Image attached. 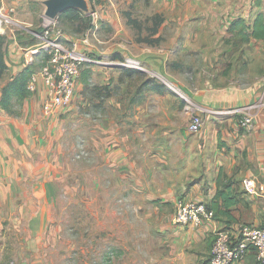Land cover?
<instances>
[{"label":"rangeland","instance_id":"374dc122","mask_svg":"<svg viewBox=\"0 0 264 264\" xmlns=\"http://www.w3.org/2000/svg\"><path fill=\"white\" fill-rule=\"evenodd\" d=\"M3 1L17 6L13 16L18 22L11 27L29 35L19 42L25 46L40 42L25 27L41 32L51 21L44 16L43 4L37 0L0 3ZM89 3L91 11L98 14L96 18L91 12L76 20L61 14L56 18L77 44V51L90 62L82 68L72 103L60 109L56 141H50L52 154L43 166L38 165L41 176L28 179V193L18 194V204L27 207V223L18 215L16 225L6 221L0 229V264H123L127 246H139L144 259L149 260L160 238L170 230L164 225L166 218L175 211L172 200L162 199L170 198L173 194L168 193L173 190L178 197L186 193L177 185L179 180L173 179L166 187L167 179H160L164 191H158L154 199L147 194L143 199L133 177L140 167L136 162L124 164L122 156L115 159L117 147L131 151L128 141H173L170 125L197 114L213 123L238 119L236 114L203 104L196 95L209 87L264 83L218 82L221 77L216 73L226 68L224 63L228 69L234 68L243 63V54L254 56L251 62L258 63L264 40L242 43L231 35L227 41L234 45L229 50L217 49L219 44L209 50H189L180 37L185 38L187 26L207 29L203 25L207 19L187 17L193 8L186 3ZM202 9L199 5L197 12ZM67 47L72 48V43ZM35 59L33 67L39 71L48 59L47 52ZM131 69L138 73L129 74ZM5 79H0V89ZM146 80L152 81L149 86ZM154 84L163 85L165 92L156 94L151 89ZM23 106V101L15 100L14 112L8 114L21 117ZM148 165L164 168L158 162ZM30 212L33 220H29Z\"/></svg>","mask_w":264,"mask_h":264},{"label":"crops","instance_id":"0c3cea01","mask_svg":"<svg viewBox=\"0 0 264 264\" xmlns=\"http://www.w3.org/2000/svg\"><path fill=\"white\" fill-rule=\"evenodd\" d=\"M170 1L186 3L193 8L188 10L191 13L186 14L187 17L202 16L207 19L206 23H203L207 25V29L199 31L195 25L187 26L184 31L185 38L180 37L189 50H209L214 44L220 45L217 49L228 48L229 50L231 45H234L227 41L233 35L231 31L233 21L242 18L251 25L259 14L264 15V0ZM199 5L203 9L197 12ZM0 32L3 33L1 30ZM4 34L8 37L6 53L9 73L1 84V88L24 67L33 66L36 62L35 58L39 56V53L29 50L35 45L34 43L25 46L19 42L25 36H29L26 33V35L24 32L20 34L15 32L14 28H9ZM206 34L210 36L208 39L210 41L206 40ZM253 57L243 54V63L234 65L231 69H228L227 63H224L226 68L216 73L221 77L218 78V82H262L264 53H259L260 60L256 64L251 62ZM34 71L36 72L35 69ZM263 88L264 83L256 87L242 84L222 85L209 87L203 91L202 95H196V98L203 104L225 110V108L257 101L262 95ZM46 93L47 89L39 78L37 91L32 92V95L23 101L21 117L6 113L0 105V229L6 221H9L10 225H16L19 220L18 215L25 217L22 220L27 223V207L18 204L20 198L18 194L28 193V179L41 176L38 165L43 166L52 154L53 143L50 141H56L54 132L60 125L61 108L51 115L44 114L42 109ZM1 94L2 89H0V97ZM190 120L183 119L170 125L173 141H128L131 151H126L119 145L115 159L122 156L121 160L124 164L138 163L140 168L133 177H135L137 194H141L143 199L146 194L150 199H154L158 191H164L165 188L160 187L162 185L159 182L160 179H167L163 185L166 187L175 179V181L179 180L176 183L183 186L186 195L183 197L174 195L176 191L173 190L174 184H172L173 192L168 194L173 195L168 199H162L166 202L172 200L174 210L179 198L201 200L211 205L218 193L219 175L223 172L233 180L234 191L232 192L236 194V204L232 206V210L230 209V216L220 214L198 228L175 226L172 223L173 214L169 215L164 225L170 230L166 231L164 238H160L149 260L144 259L143 250L141 251L139 246L134 249L127 246L123 255V264H208V256L211 255L212 244L218 229L229 227L236 221L255 225L263 223L264 107L258 111L254 126L249 131L242 129L238 119L231 117L228 123H213L207 119L202 129L194 134L186 130ZM151 162L161 163L164 168L151 169L148 165ZM246 179L254 180L255 189L259 194L248 191ZM29 216V220H33L32 212ZM228 221L234 223L228 224ZM1 238L0 235V242ZM1 259H3V250L0 247ZM235 264H258L255 251L250 249L243 259Z\"/></svg>","mask_w":264,"mask_h":264},{"label":"built area","instance_id":"2783aa9c","mask_svg":"<svg viewBox=\"0 0 264 264\" xmlns=\"http://www.w3.org/2000/svg\"><path fill=\"white\" fill-rule=\"evenodd\" d=\"M16 10L15 2L0 3V30L3 33L12 28V24H17L18 21L13 16ZM91 15L96 18L98 14L91 11ZM25 29L40 40L29 49L30 52L39 54L44 50L47 52V61L39 71L32 74L28 88L31 92H36L38 80L42 79L47 89L43 111L49 115L72 103L82 68L86 62H90V59L77 51V44L69 39L56 20H51L41 32L26 27ZM69 43H72V48L67 47ZM262 107H264V88L257 101L219 112L238 115L239 126L249 131L253 128L255 117ZM204 121L201 115H193L186 125V130L189 133H197L202 129ZM245 184L249 192L258 193L253 179H246ZM214 219L215 212L204 201L179 198L172 223L175 226L198 228ZM250 249L255 251L258 262L264 264V220L261 225L236 223L229 228L218 229L211 248L210 264H235L242 260Z\"/></svg>","mask_w":264,"mask_h":264},{"label":"trees","instance_id":"16d2710c","mask_svg":"<svg viewBox=\"0 0 264 264\" xmlns=\"http://www.w3.org/2000/svg\"><path fill=\"white\" fill-rule=\"evenodd\" d=\"M84 14L86 13L78 9H70L62 13L61 16H67L70 19L76 20L86 18ZM231 31H233V36L236 37L238 42H249L252 38L264 40V15L259 14L254 23L251 25H248L246 21L242 18L237 19L233 21ZM30 36L32 38H35L31 34ZM7 41V35L0 32V79H3L8 72L6 53ZM34 72L35 71L33 69V66L28 65L27 67H24V69H22L18 74L12 76L6 83L2 85L0 105L7 113L14 112L13 109L15 100L24 101L26 98L32 95V92L28 88V84ZM127 72L131 75L138 73L133 69L127 70ZM151 82L152 81L146 80L145 84L149 86ZM151 89L157 91L158 93L165 92V87L159 84L152 85ZM233 184V180L224 175L223 172H221L218 179V193L213 203L211 205H208V207L215 212V217H218V215L220 214H227L230 216L232 210L231 208L236 204V194L232 192V190L234 191ZM227 223L233 224L234 222L228 221ZM236 223L237 221L234 224ZM258 264L262 263L258 262Z\"/></svg>","mask_w":264,"mask_h":264},{"label":"water","instance_id":"95a60500","mask_svg":"<svg viewBox=\"0 0 264 264\" xmlns=\"http://www.w3.org/2000/svg\"><path fill=\"white\" fill-rule=\"evenodd\" d=\"M45 7L44 16L51 20L70 10L78 9L84 13L91 12L89 0H37Z\"/></svg>","mask_w":264,"mask_h":264}]
</instances>
